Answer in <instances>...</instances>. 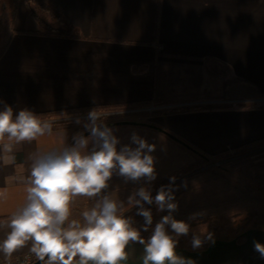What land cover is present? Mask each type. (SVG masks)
<instances>
[{
  "label": "crops",
  "instance_id": "0c3cea01",
  "mask_svg": "<svg viewBox=\"0 0 264 264\" xmlns=\"http://www.w3.org/2000/svg\"><path fill=\"white\" fill-rule=\"evenodd\" d=\"M30 1L54 6L73 27L70 36L43 31ZM4 13L11 18L0 47V111L6 105L14 116L25 109L131 110L122 120L155 125L209 158L264 138V0H0ZM151 106L154 112H144ZM133 133L155 145L156 172L174 174L195 163L181 146L147 128H112L117 150L137 146ZM77 135L54 130L13 142L11 152L4 151L7 138L0 142V243L11 216L26 203L35 156L61 151ZM87 139L83 151L99 150L97 137ZM149 183L126 179L116 169L100 194L77 196L72 204H97ZM255 242L264 244V222L205 249L176 246L175 252L194 264H264ZM30 248L29 241L11 256L0 251V261L34 255ZM144 249L130 241L120 264H143Z\"/></svg>",
  "mask_w": 264,
  "mask_h": 264
},
{
  "label": "clouds",
  "instance_id": "9594fccd",
  "mask_svg": "<svg viewBox=\"0 0 264 264\" xmlns=\"http://www.w3.org/2000/svg\"><path fill=\"white\" fill-rule=\"evenodd\" d=\"M88 118L91 135L101 142L99 150L83 151L89 141L78 136L71 148L35 156L26 203L11 216L10 231L0 243L5 256H11L30 241V251L42 264H120L128 257L125 248L130 241L145 243L131 221L117 214V202L107 196L82 212L83 224L70 219L74 198L100 194L116 169L120 176L132 181L141 178L153 181L157 176L151 155L155 145L133 133L131 140L137 146L126 145L117 150L119 140L112 129L97 126L95 112H90ZM51 131L50 123L42 122L29 110H21L14 116L13 109L6 105L0 111V142L5 138L8 141L3 144L5 152L12 151L13 142L33 141ZM169 179L171 185L176 178ZM170 185L161 186L154 198L144 188L137 192L140 200L148 204L155 202L159 211L169 212L155 225L145 244L143 264H194L176 255L177 242L165 230V225H170L177 236L187 235L190 230L184 220L171 216L177 205L172 202ZM140 200L136 201L138 205ZM137 214L144 218L147 231L152 224L151 211L141 206ZM201 243L197 237L192 240L193 248ZM254 247L264 258V244L255 242Z\"/></svg>",
  "mask_w": 264,
  "mask_h": 264
},
{
  "label": "rangeland",
  "instance_id": "374dc122",
  "mask_svg": "<svg viewBox=\"0 0 264 264\" xmlns=\"http://www.w3.org/2000/svg\"><path fill=\"white\" fill-rule=\"evenodd\" d=\"M33 16L39 25L44 23L50 27L58 26L46 12L38 7L33 9ZM9 20V13L0 15V26H3L1 27L3 30L0 29V47L5 39L4 32L8 31ZM122 117V115L99 117L98 114L96 124L100 126V124L108 123L106 120H116L115 118L120 121ZM82 119L88 120L89 118L87 116ZM90 124L77 126L74 130L80 134L89 130ZM184 151L195 160L197 166L192 167L189 174L179 178L175 177V181L167 186H171V193L174 197L172 202L177 205V209L171 213V216L177 220L193 222V225L190 227L189 233L183 236H177L171 230L169 235L177 242L176 246L200 249L213 240L237 236L250 228L251 224L248 225L245 221L248 218L247 215L255 216L258 221L264 222V164L235 172L224 168L226 161L203 163L194 153L186 149ZM166 171L168 169L156 172V179L152 183L173 177L175 174ZM138 191L137 188L126 189L110 199L117 202L119 210L137 197ZM148 192L153 198L157 194V192ZM95 205L93 202L72 204L70 206L71 216L83 224L82 212L90 210ZM150 211L152 224L148 226L157 224L163 216L169 215L167 209L159 211L156 204ZM141 223L145 225V220L143 219ZM211 233L214 234V238L209 242L205 241L206 236ZM194 237L199 238L202 242L198 248L192 246Z\"/></svg>",
  "mask_w": 264,
  "mask_h": 264
},
{
  "label": "trees",
  "instance_id": "16d2710c",
  "mask_svg": "<svg viewBox=\"0 0 264 264\" xmlns=\"http://www.w3.org/2000/svg\"><path fill=\"white\" fill-rule=\"evenodd\" d=\"M31 3L36 4L39 9L46 12L53 20L59 23V27L57 28H53L44 23H40V26L44 28L49 35L56 36V37H69L70 36L73 30V27L66 21V19L60 14V12L54 6H52L50 3L46 1H39V2L32 1ZM1 27L3 26H0V29ZM232 108L237 109L239 108V106H233ZM197 110H199V107L192 108V109H176L175 112L182 113V112H188V111L191 112V111H197ZM90 112H95L97 114H100V113H107L110 111L108 109L97 108V109H87V110H71V111H64V112H49V113H42V114H35V115L38 116V118L42 122L50 123L52 125V131H54V130H60V129H76L77 126L79 127L81 125L90 124L91 121L89 119L85 120V119L79 118L82 116H88ZM70 118H75V119L67 120ZM194 151L196 150L194 149ZM196 156L197 158H200L203 163H208V162L218 163L220 161H226L225 167H224L226 168V170L240 172L245 169L264 164V138L257 140V141L250 142L239 148L233 149L230 152L221 153L220 155L214 158L206 157L205 155H202L198 151H196ZM196 166L197 164L194 163L192 165L183 167L182 169L178 170L174 174L173 177L179 178V177L185 176L192 171V167H196ZM169 178L164 179L160 182L142 184L136 188L137 189L144 188L145 190L151 191L152 193H156L159 191L161 186H167L170 183ZM137 200H140L139 196L135 197L127 205L119 209L117 214L131 221V226L140 233L141 238L145 242L144 244H146L149 238L151 237L156 224L153 226H148L147 231H145L144 230L145 225L141 223V221L144 218L138 215L137 213L141 206L148 210L153 209L155 206V203L153 202L152 204H148L144 202L143 200H140V204L138 205L136 203ZM247 217L248 218L245 221L248 225L251 224L250 228H261L263 226V221H258L255 216L251 217L250 215H247ZM185 222L188 223L190 227L193 225V222H190V221H185ZM165 230L169 234L172 229L170 228V225H165ZM213 238H214V234L211 233L208 236H206L205 241L209 242ZM236 241L242 242V237H238ZM135 243H139V242H135ZM207 245L203 246L202 249H205Z\"/></svg>",
  "mask_w": 264,
  "mask_h": 264
},
{
  "label": "water",
  "instance_id": "95a60500",
  "mask_svg": "<svg viewBox=\"0 0 264 264\" xmlns=\"http://www.w3.org/2000/svg\"><path fill=\"white\" fill-rule=\"evenodd\" d=\"M104 126H107L108 128L112 129L115 127H121V126H132V127H141V128H147V129H151L154 130L162 135H164L165 137H167L168 139H170L172 142L178 144L179 146H181L182 148L194 153L196 155V151H194V149L192 147H190L189 145H187L186 143H184L183 141H181L180 139L176 138L175 136L171 135L170 133L166 132L165 130L152 125L150 123L147 122H141V121H131V120H120V121H113V122H108L105 123L103 125H100L99 127L103 128ZM78 136H83L85 138H87L88 136H91V132L90 129L78 134L76 137ZM75 144V139H72V141L69 143L67 148H71L72 146H74ZM33 264H42L41 261L36 260V262H34Z\"/></svg>",
  "mask_w": 264,
  "mask_h": 264
},
{
  "label": "built area",
  "instance_id": "2783aa9c",
  "mask_svg": "<svg viewBox=\"0 0 264 264\" xmlns=\"http://www.w3.org/2000/svg\"><path fill=\"white\" fill-rule=\"evenodd\" d=\"M156 109L155 107L151 106V107H148L147 109L144 110V112L146 113H151V112H154ZM135 112V111H134ZM133 111L131 110H128V111H122V112H118V113H106V114H101L99 116H116V114H119V115H122V116H126V115H129L130 113H134ZM87 117V116H85ZM85 117H79L80 119L82 118H85ZM74 120L75 118H70V119H67V120ZM37 258L35 255H23V256H20V257H17L15 259H7V260H1L0 261V264H33L34 262H36Z\"/></svg>",
  "mask_w": 264,
  "mask_h": 264
}]
</instances>
